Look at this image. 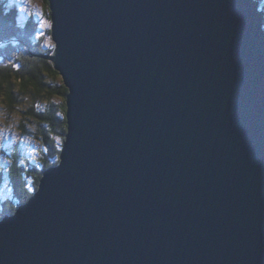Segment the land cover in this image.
<instances>
[{"label":"water","instance_id":"water-1","mask_svg":"<svg viewBox=\"0 0 264 264\" xmlns=\"http://www.w3.org/2000/svg\"><path fill=\"white\" fill-rule=\"evenodd\" d=\"M59 163L0 264H264L258 0H48Z\"/></svg>","mask_w":264,"mask_h":264},{"label":"trees","instance_id":"trees-1","mask_svg":"<svg viewBox=\"0 0 264 264\" xmlns=\"http://www.w3.org/2000/svg\"><path fill=\"white\" fill-rule=\"evenodd\" d=\"M3 4L0 2V100L11 112L20 110L24 114L20 130L35 140L38 150L33 158L25 156L21 145L10 152L11 164L7 172L0 173V193L7 180L12 196L4 201L0 198V219L29 202L44 172L59 163L68 131L69 92L53 63L44 58L53 54V45L34 41L36 24L31 20L19 25L17 12L6 11ZM45 5L49 11L48 0ZM48 34L51 37V31ZM21 105H25L24 110Z\"/></svg>","mask_w":264,"mask_h":264},{"label":"rangeland","instance_id":"rangeland-1","mask_svg":"<svg viewBox=\"0 0 264 264\" xmlns=\"http://www.w3.org/2000/svg\"><path fill=\"white\" fill-rule=\"evenodd\" d=\"M0 2L4 3L3 6L5 7L6 11L15 10L17 12L16 21L19 25L24 26L27 24V22L32 20V22L36 24L34 41L39 42L43 40L44 45H53L55 51V43L52 39V36L50 37L48 34L52 27V18L50 15L51 11L50 9L49 11L47 10L45 0H0ZM260 9L264 11V0L260 2ZM2 44L3 43L1 42L0 45ZM56 103H59V101L56 100ZM25 104H28V102H25ZM19 108L24 110L25 105H21ZM23 116L24 114H22L20 110H13L11 112L9 108L2 102V100H0V173L2 171L7 172V169L11 164L8 157L11 154L10 152L17 145H21V147L24 149L25 156L31 158L36 156V151L38 148L36 147L35 140L31 137L24 136L20 130V124ZM2 187L3 189L0 193V198L4 201L12 196V190L8 185L7 180L5 183H2ZM36 192L33 194V196L36 194Z\"/></svg>","mask_w":264,"mask_h":264},{"label":"bare ground","instance_id":"bare-ground-1","mask_svg":"<svg viewBox=\"0 0 264 264\" xmlns=\"http://www.w3.org/2000/svg\"><path fill=\"white\" fill-rule=\"evenodd\" d=\"M51 15V14H50ZM43 56V55H42ZM35 138V137H34ZM14 215V214H13Z\"/></svg>","mask_w":264,"mask_h":264}]
</instances>
